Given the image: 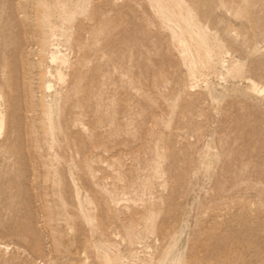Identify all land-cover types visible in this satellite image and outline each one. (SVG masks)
Returning <instances> with one entry per match:
<instances>
[{"label": "rangeland", "instance_id": "rangeland-1", "mask_svg": "<svg viewBox=\"0 0 264 264\" xmlns=\"http://www.w3.org/2000/svg\"><path fill=\"white\" fill-rule=\"evenodd\" d=\"M0 119V264H264V0H0Z\"/></svg>", "mask_w": 264, "mask_h": 264}, {"label": "bare ground", "instance_id": "bare-ground-1", "mask_svg": "<svg viewBox=\"0 0 264 264\" xmlns=\"http://www.w3.org/2000/svg\"><path fill=\"white\" fill-rule=\"evenodd\" d=\"M55 58H57V59H59V60H64L60 54H57V55L55 56ZM201 64H202V63H201ZM203 64H205V63H203ZM53 74H54V73H53ZM56 75L58 76V79H59V80L62 79V75H61V73H60L59 71H56ZM249 89H250V92L252 91V92L255 93V94H259V93L262 92V88H261V86L258 85V84H256V83H251L250 86H249ZM2 126H3V125H2V120L0 119V132H1V130H2Z\"/></svg>", "mask_w": 264, "mask_h": 264}]
</instances>
